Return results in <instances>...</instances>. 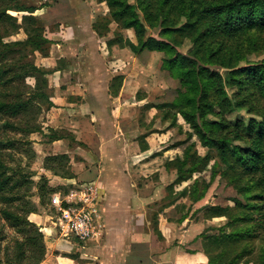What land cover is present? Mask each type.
Returning a JSON list of instances; mask_svg holds the SVG:
<instances>
[{
  "label": "trees",
  "instance_id": "1",
  "mask_svg": "<svg viewBox=\"0 0 264 264\" xmlns=\"http://www.w3.org/2000/svg\"><path fill=\"white\" fill-rule=\"evenodd\" d=\"M103 1L112 20L120 29H131L137 40L135 44L127 40L122 43L111 40L106 46L128 48L133 54L143 51L161 54V70L166 71L179 84L175 97L170 102L158 105L163 119L169 117L175 123L176 116L179 115L189 129L184 140L179 142L186 144L182 159L177 158L166 163V168L174 169L176 174L174 181L167 186L168 199L174 201L187 198L190 203L201 200L208 188L198 178L192 180V176L198 169L205 167L210 159L213 160L210 169L212 178L228 177V182L232 183L239 194L253 201L248 202L251 210H240L235 214L226 207H212L214 212L221 211L223 214L229 233L225 234L221 229L217 235L201 234L199 238L202 250H185L179 254L178 262L181 264L188 256L196 257L198 261L205 256L208 264H238L242 258L240 254H234V239L241 234L250 237L253 234L249 230L250 226L234 231V221H252L256 224L255 228H262L264 225V105L260 103V99H264V60L256 66L238 68L239 63L249 53L257 51V45L262 40L264 0H133L132 3L130 0ZM146 26L160 27L158 39H144ZM23 30L30 36L28 31ZM185 39L190 44L187 56L177 50ZM30 41L31 36H27L26 43ZM17 45L22 46L25 43ZM40 47L39 43L34 45V51L46 57L48 52L42 55ZM213 66L229 70L228 78L225 80L221 74L210 71L209 67ZM20 68L22 73L14 74L10 78H7L10 68H0V83L6 87L8 83L22 81L29 75L35 79L34 90L26 93L29 97L25 99L22 94H17L12 102L0 101V113L15 118L28 107H32L33 98L36 97L40 114H47L54 107L49 101L47 89V77L52 71H44L33 63L21 64ZM118 80L120 81V77L114 78L112 82ZM225 88L236 90L234 106L227 102ZM234 108L256 111L260 113L261 121H250L243 125L227 120L225 115ZM5 125L11 127L12 124ZM20 131L25 135L42 133L40 126H26L20 128ZM48 131L49 135L46 137L49 141L63 137L58 132ZM193 137L208 152L205 156L200 157L191 152L195 146V142L190 144ZM211 152L214 153L213 156L210 155ZM59 160L68 163V158L64 155L44 159L51 164ZM4 170L5 162L0 157V194H3L4 188L11 182L5 192L14 197V193L28 184L29 180L24 179L17 171L6 176ZM51 170L55 171L52 166ZM70 176L66 172L61 178ZM42 181L45 183V179ZM187 181L190 182L187 187L175 191L176 187ZM43 189L45 190L40 187V195L46 192ZM46 190L49 193L55 192L51 188ZM8 218L18 221L13 214H8ZM32 235L24 241L28 245H25L27 251L36 248V235L41 238V234L34 235L33 232ZM260 247L261 252L257 259L260 264H264V243ZM243 249L244 254L248 252L246 247ZM25 253L19 252L15 255V262L12 264H20L24 259L31 260V264H41L44 259L43 252L32 259L23 258Z\"/></svg>",
  "mask_w": 264,
  "mask_h": 264
},
{
  "label": "rangeland",
  "instance_id": "2",
  "mask_svg": "<svg viewBox=\"0 0 264 264\" xmlns=\"http://www.w3.org/2000/svg\"><path fill=\"white\" fill-rule=\"evenodd\" d=\"M132 1L130 0L131 3ZM181 23L182 20L180 21ZM77 26L85 28V30L78 31L79 35H82V37L90 35L94 37V40L101 42L100 47L104 48V54L107 52L108 55L115 57L119 55L122 57V60H117V63L113 59L115 66L126 71L131 70L127 65L134 59L129 49L127 48L123 52L115 49L113 54H110L112 51L106 47V44L111 40H119L121 43L127 40L135 44L137 42L136 37L131 29H120L119 25L110 17L109 9L103 0H0V68H10L7 78L14 76V74H21L23 71L20 68L21 64L28 65L33 63L44 71H50L51 63L56 60L55 58L59 56L60 52L61 54L63 52L70 55L83 52L80 47L73 45H67L68 47L65 49L62 46L56 47V49L52 47L53 44H61L69 39L77 38ZM159 28L146 26L144 39H158ZM23 29L30 33L31 41L28 43H26L27 36H30L25 34ZM17 43H25V45L19 46ZM38 43L41 44L39 49L43 53L42 55H46L47 52L50 53V60L42 62L39 59L40 53L34 51V45ZM257 46V51L249 53L245 60L239 63L238 68L256 66L264 60V34L260 44ZM177 50L180 54L187 56L190 51L189 41L187 39L183 40L182 45ZM161 57V54L156 52L143 51L139 53L136 58V62H139V65H136L134 72L136 75L139 74V76H136L138 77L137 79L139 77L142 79L140 81L142 82L141 87L146 88L147 86V88H151L148 95L156 97L160 100V103H165L170 102L175 97L176 88L179 87V84L177 81H168L166 77V79L164 77L163 79L155 78V74H158L157 68ZM124 66L127 67L124 68ZM209 70L221 74L225 80L229 76V70L227 69L213 66L209 67ZM164 74L162 76H165ZM152 78L154 79L152 80ZM5 86L0 83V101L12 102L17 94H22V98L25 99L29 97L26 93L34 90L35 79L28 75L22 81H15L12 84L8 83ZM142 92L140 94L145 96L144 104H147L149 96L144 90ZM225 94L227 102L234 106L236 90L225 88ZM33 101L34 105L32 107H28L15 118L0 113V148L3 147L0 151V157L3 158L6 166L4 174L9 176L17 171L22 174L24 179L29 180L28 184L14 193V197H11L10 193L5 192L6 187H9L11 182L4 188L3 194H0V264H12V262H15L14 256L19 252H26L23 258L28 257V259L37 258L43 252L44 259L41 264H81L88 259L86 253L82 251L85 249V244L78 242L70 235L61 237L59 231L55 229V219H50V217L54 218L55 215L51 205V196L54 193H64L67 189L66 187H50L49 182L66 175V172H68L66 169L67 163L65 161L60 162V160L52 162V164L46 163L42 154L46 148V139L39 137V133V135L35 133L25 135L20 131V128L26 126H40L41 131L46 128V119L43 113L40 114L39 112L38 98H33ZM130 103V101L127 103L128 113L136 119L143 118L144 120L147 110L141 107L142 105L134 107ZM260 103L264 105V99H260ZM259 115L260 113L248 111L246 108H234L232 112L225 115V118L234 123L247 125L250 121L260 122L261 117ZM6 123L13 126L10 125L11 127H8L5 125ZM183 130L178 133L174 129L175 133L171 131L169 139L185 138L188 133V126H183ZM48 135L49 131L46 136ZM59 136H64V134L59 132ZM165 139L168 138L165 137ZM191 143L195 144L191 152L197 153L200 157L208 153L199 146L196 137L191 139ZM233 144L237 143L233 142ZM210 155L213 156L214 153L211 152ZM212 163L213 160L208 159L207 165L198 169L192 176V180L198 178L200 183H204L207 186L208 189L205 196L194 203L189 202V205L186 201L184 203L186 206L183 204L180 206L183 211L180 210L179 212L176 209L178 211H175V213H169V216H172L169 219L174 221V231L177 234L187 230L185 240L188 241L185 244L192 249L186 250H194V248L197 250L199 243V250H202L199 238L201 234L217 235L221 229H223L225 234L229 233V228L225 226L227 221L223 214L221 211L214 212L212 207H226L234 214L240 210H251L248 207V202L252 203L253 201L247 200L239 194L235 187L233 188L232 183L228 182V177H211L212 172H210V169ZM51 166L55 170L54 172L51 170ZM222 168L225 169L224 166ZM40 177H42V180L45 179V183ZM40 187L45 188L43 190L46 191L41 195L39 193ZM50 188L55 192L49 193L46 189L50 190ZM181 188L183 190L185 187ZM175 189L178 188L176 187ZM152 209L153 214L156 211H160L161 208L160 205H157ZM8 214L16 216L18 221L14 222L8 218ZM184 214H186L184 219H187V221H184V219L179 221V218L184 216ZM48 222L49 227L55 230V235L59 239L56 244H54L53 240L46 238L43 233V228L47 226ZM254 224L252 221H234V231L250 226L249 230L253 234L250 237L239 233L241 235L234 239V254H240L242 258L238 264H260L257 256L261 252L260 245L264 243V225L262 228H255L256 224ZM155 225L157 227L159 224L156 223ZM33 232L34 235L41 234V238L36 235V248L27 251L28 245L24 241L31 238ZM243 247L248 249L245 254ZM78 248L81 252L77 251ZM30 262L31 260L24 259L20 264H31ZM181 264H208V259L204 256L198 261L196 257L188 256Z\"/></svg>",
  "mask_w": 264,
  "mask_h": 264
},
{
  "label": "crops",
  "instance_id": "3",
  "mask_svg": "<svg viewBox=\"0 0 264 264\" xmlns=\"http://www.w3.org/2000/svg\"><path fill=\"white\" fill-rule=\"evenodd\" d=\"M82 29L85 30L77 26V34ZM76 36L52 45L55 49L73 45L83 52L75 55L60 52L51 63L47 89L54 107L43 114L46 128L40 135L35 134L46 139L43 159L58 155L68 158L66 169L71 176L50 181V187L67 189L74 182L94 181L101 189L103 231L97 239L84 243L82 251L88 259L81 264H180L179 254L192 248L185 244L187 230L177 234L169 213L183 211L180 206L186 201L189 205L190 201L168 199L167 186L176 174L174 169L166 168V163L182 159L186 144L179 142L184 138L170 140L169 134L174 129L178 133L184 131L183 126L187 125L179 115L175 123L169 117L163 119L158 108L162 104L160 100L148 95L151 88L141 87L142 79H137L139 74L134 72L139 65L136 62L139 53H132L134 62L128 63L131 70L126 71L113 62L122 57L104 54L99 40L90 35ZM115 49L123 52L127 48L111 46L110 54ZM39 59L50 60V53ZM157 73L155 78L166 77L175 82L161 70V60ZM118 77L120 81L112 82ZM143 90L149 96L147 104H144L145 96L140 94ZM129 101L131 106L142 105L147 110L146 119H136L128 113ZM48 130L64 136L49 141ZM185 183L175 191L190 182ZM157 205L160 211L152 214V208ZM43 233L54 244L58 243L49 222ZM199 248L200 243L196 251ZM77 251L81 252L79 248Z\"/></svg>",
  "mask_w": 264,
  "mask_h": 264
},
{
  "label": "built area",
  "instance_id": "4",
  "mask_svg": "<svg viewBox=\"0 0 264 264\" xmlns=\"http://www.w3.org/2000/svg\"><path fill=\"white\" fill-rule=\"evenodd\" d=\"M101 189L94 181L74 182L50 200L55 211V229L80 243L95 240L103 231Z\"/></svg>",
  "mask_w": 264,
  "mask_h": 264
}]
</instances>
